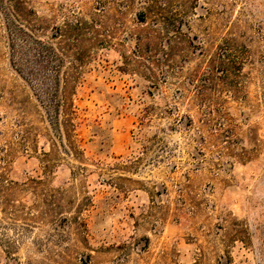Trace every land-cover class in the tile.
<instances>
[{"label":"rangeland","instance_id":"1","mask_svg":"<svg viewBox=\"0 0 264 264\" xmlns=\"http://www.w3.org/2000/svg\"><path fill=\"white\" fill-rule=\"evenodd\" d=\"M29 4L86 63L60 131L0 14V264H264V0Z\"/></svg>","mask_w":264,"mask_h":264},{"label":"trees","instance_id":"2","mask_svg":"<svg viewBox=\"0 0 264 264\" xmlns=\"http://www.w3.org/2000/svg\"><path fill=\"white\" fill-rule=\"evenodd\" d=\"M0 14L10 66L33 90L51 124L60 131L63 125L75 127L78 117L72 95L86 63L85 48L80 46L85 35L82 22L52 26L42 33L47 28L29 0H0ZM63 37L66 41L58 40Z\"/></svg>","mask_w":264,"mask_h":264}]
</instances>
